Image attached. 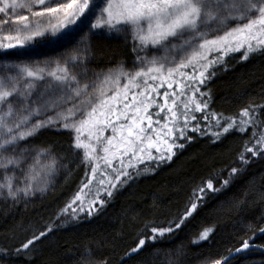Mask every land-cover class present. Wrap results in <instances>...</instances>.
<instances>
[{
    "label": "snow or ice",
    "instance_id": "obj_1",
    "mask_svg": "<svg viewBox=\"0 0 264 264\" xmlns=\"http://www.w3.org/2000/svg\"><path fill=\"white\" fill-rule=\"evenodd\" d=\"M102 32L130 34V69L121 62L89 75L85 38ZM38 45L63 51L41 59L32 55ZM237 52L242 55L234 59L242 61L264 54V0H0V197L17 204L47 191L59 161L44 147L21 145L45 128L73 134L71 147L82 154L85 176L46 228H34L18 246L0 245V264L21 257L30 264L35 242L53 232L57 220L92 216L108 202L105 196L112 198L149 167L155 172L170 163L194 139L190 132L215 143L251 129L227 175L216 174L220 183L208 178L178 215L146 223L129 258L146 239L180 229L208 192L227 188L252 157L264 159V103L250 102L236 114L210 107L206 85L217 69L230 70L227 58ZM213 231L204 228L193 243ZM250 240L213 264H230L250 248L264 250Z\"/></svg>",
    "mask_w": 264,
    "mask_h": 264
},
{
    "label": "trees",
    "instance_id": "obj_2",
    "mask_svg": "<svg viewBox=\"0 0 264 264\" xmlns=\"http://www.w3.org/2000/svg\"><path fill=\"white\" fill-rule=\"evenodd\" d=\"M85 39L90 45L86 61L89 75L106 72L121 62L126 68L132 67L135 54L129 34L102 32ZM62 51L38 45L32 55L55 57ZM241 55L242 52L231 54L227 58L230 70L217 69L216 77L206 85L212 95L210 107L218 112L236 114L250 102L264 103V54H253L247 61L234 59ZM250 133L251 129L244 134L233 132L213 143L208 136L190 132L194 139L186 142L182 151L177 150L170 163L155 172L149 167L129 185L115 191L112 198L105 196L108 202L92 216L80 214L78 221L68 219L66 223H61L64 217L57 220L55 224L59 226L35 242L30 264H213L229 256L245 239L253 238L255 244L264 245V234L259 232L264 227V159L258 156L252 157L247 169L238 173L227 188L219 193L208 192L197 212L180 229L155 242L146 239L145 247L132 258L125 255L146 223L162 224L178 215L193 189L208 178L218 185L216 174L223 170L227 175ZM71 141L72 134L67 130L45 128L21 142L22 146L48 149L59 161L58 170L50 178L47 191L37 192L27 201L14 204L0 197V245L18 246L34 228H46L76 193L85 179L84 165ZM207 227L214 229L208 240L193 243ZM14 264L26 261L21 257ZM230 264H264V251L251 250Z\"/></svg>",
    "mask_w": 264,
    "mask_h": 264
},
{
    "label": "water",
    "instance_id": "obj_3",
    "mask_svg": "<svg viewBox=\"0 0 264 264\" xmlns=\"http://www.w3.org/2000/svg\"><path fill=\"white\" fill-rule=\"evenodd\" d=\"M257 249H258V250H261V249H259V248H256V250H257ZM251 250H255V249L250 248V249H248V250H244L242 253L235 255V256L231 259V261L234 260L235 258L239 257L240 255H243V254H245V253H247V252H249V251H251ZM262 251H264V250H262Z\"/></svg>",
    "mask_w": 264,
    "mask_h": 264
},
{
    "label": "rangeland",
    "instance_id": "obj_4",
    "mask_svg": "<svg viewBox=\"0 0 264 264\" xmlns=\"http://www.w3.org/2000/svg\"><path fill=\"white\" fill-rule=\"evenodd\" d=\"M129 35H130V34H129ZM45 57H48V56H45ZM45 57H42L41 59H43V58H45ZM55 57H56V56H55ZM80 68H82V67H80ZM78 69H79V68H76L75 71L78 70ZM81 70H83V68H82ZM77 73H78V72H77ZM90 75H91V74H90ZM161 91H163V89H161ZM56 129H57V128H56ZM59 130H63V129H59ZM67 131H68V130H67ZM71 134H72V133H71ZM109 134H110V132H106V133H105V135H109ZM72 136H73V134H72ZM81 155H82V154H81ZM81 214H85V213H81Z\"/></svg>",
    "mask_w": 264,
    "mask_h": 264
}]
</instances>
